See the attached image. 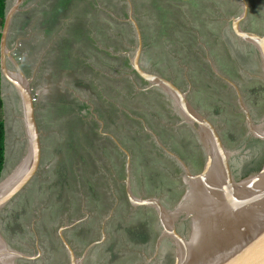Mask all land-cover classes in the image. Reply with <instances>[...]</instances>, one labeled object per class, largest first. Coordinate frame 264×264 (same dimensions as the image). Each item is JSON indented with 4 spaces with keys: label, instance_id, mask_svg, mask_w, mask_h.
I'll list each match as a JSON object with an SVG mask.
<instances>
[{
    "label": "rangeland",
    "instance_id": "374dc122",
    "mask_svg": "<svg viewBox=\"0 0 264 264\" xmlns=\"http://www.w3.org/2000/svg\"><path fill=\"white\" fill-rule=\"evenodd\" d=\"M14 2L0 0V35L2 16ZM95 2L91 0L98 5L97 14L102 18L103 33H98V39H95L96 56L92 55L94 50L90 45V62L97 63L98 67L102 65L103 72L110 75L108 79L103 76L101 83L105 81L114 85L123 95L129 92V88L132 94L136 93L135 109L144 112L137 115L129 111L132 117L129 119L132 125L127 128L129 140L118 141L122 148L129 150L128 181L125 179L124 153H118L120 161L115 160L112 156L116 151L109 149L110 141L98 134L97 126L91 131L90 122L76 129L78 121L69 119L67 110L57 113L50 98L32 96L33 112L40 130L38 170L19 192L0 206V239L8 248L29 256L36 254L37 246L39 254L29 260L14 258L9 262L71 264L59 237L61 233L74 251V264H169L173 247L167 232L160 233L157 210L150 205L128 202V190L133 198L157 197L172 212L179 230L191 238V246H187L188 264H210L219 257L211 248V243L217 242L208 239L211 243L202 246L201 240L207 235L214 237L210 234L213 228L209 226L214 225L215 217L218 220L222 216L224 208L216 204L213 223L205 211L198 216L199 206L196 207L197 202L190 199L193 195L188 187L191 181L175 157L182 160L190 174H196L204 164L207 145L196 124L186 120L184 112L162 89L154 86L145 95L139 93L138 90L146 88L148 82L130 68L129 57L137 46L132 20L141 34V50L137 56L139 66L171 80L185 92L187 101L211 121L226 150L219 151L221 164L226 157L230 176L239 178L257 169L264 161V147L252 135L246 119L256 123L264 115V65L258 48L237 36L232 26L235 23L243 30L264 33V0H245L248 13L237 22L232 18L241 14V0H195L192 4L185 0ZM40 8L39 0H28L24 5L19 3L6 33L11 49L16 42L20 43V48L33 46V59L29 58L30 52L23 70L26 79L31 77V67L32 70L41 67L40 60L49 50L46 48L48 33L38 31L37 17L33 14ZM101 8L102 13L99 11ZM24 11L27 12L24 16L18 14ZM20 18L23 27L19 30L16 21ZM163 19L169 21L163 33L157 36ZM25 25L28 28H24ZM89 38L87 35V40ZM61 41L57 40L49 53L52 62L67 56ZM21 51L24 52L23 49ZM7 68L14 71L10 61ZM129 77L136 82L135 91ZM34 83V80L29 81V86L37 90ZM99 88L102 89L101 84ZM111 91L109 95L120 94L112 88ZM103 98L104 94L90 99L95 104L106 106ZM78 99L90 103L89 108H82V113L90 118L88 110H93V103L89 98ZM56 100H66L70 104L72 98ZM123 109L127 108L120 104L118 108L113 107V112L117 115L119 111L120 119L127 121ZM76 113L71 114L74 117ZM0 119L4 123L0 132V141L5 146L3 177L26 152L28 138L21 99L2 74ZM115 119L112 128L124 133L122 122ZM65 124H71V127H65ZM75 133L78 137L90 133L92 139V142L80 139L79 143L73 140L72 147L76 148L79 158L65 144ZM192 188V191H197L196 187ZM191 216H195L193 224ZM228 218L226 213L222 216V226L226 225ZM126 227L134 231L144 229L147 236H140L141 239L138 235L139 242L135 236L132 240V235L125 232ZM94 241L98 242L90 245ZM204 247L208 253H203Z\"/></svg>",
    "mask_w": 264,
    "mask_h": 264
},
{
    "label": "water",
    "instance_id": "95a60500",
    "mask_svg": "<svg viewBox=\"0 0 264 264\" xmlns=\"http://www.w3.org/2000/svg\"><path fill=\"white\" fill-rule=\"evenodd\" d=\"M18 2L19 0H16L4 16L0 35V68L6 78L17 86L22 104L23 119L26 126L28 147L17 165L8 174L3 177L1 175L0 177V206L19 192L33 177L38 170L41 154L40 132L33 112L34 107L30 94V87L24 76H22L18 62L11 54V50H7L5 46L6 33L12 15L17 9ZM241 2L242 12L240 15L232 18L234 22L244 18L247 14V3L245 0H241ZM132 23L135 28L137 46L135 53L129 57L131 69L148 82L147 88L156 86L162 89L174 101V104L184 112L186 120L196 124L197 131L207 145L204 164L201 170L196 174H190L182 161L177 156L175 157L181 162L184 173L191 181H189L190 183L188 185L189 189H191L190 193L193 192L192 187L194 186L199 188L201 193H205L210 197H215L217 202L225 204L226 211L230 217L226 225L222 227V237L218 234L215 238H211L207 235L201 240V242H204L202 246L206 245L205 241H208V239L217 242L216 244L208 242L212 245V252L219 255V257L210 264H264V161L257 169L244 176L239 178L230 176L226 157L222 160V164L219 158V151L226 150L221 144L217 128L205 117V115L200 113L187 101L185 92L178 89L171 80L159 74L143 70L139 66L137 56L141 50V34L134 20H132ZM232 31L241 39L253 43L258 48L264 65V33L259 34L243 30L235 23L232 26ZM7 56H10L9 58L12 62H15L14 65L17 70L16 73H11L9 76L4 66ZM226 80L234 85V83L228 79ZM246 119L252 135L255 136L264 147V115L256 123L251 122L248 118ZM120 148L125 152L127 157V182L129 176V153L121 146ZM220 166L222 168V173L217 176L215 171ZM126 191L132 204L150 205L157 210L160 216L161 233L167 232V235L171 238L170 242L173 250L169 264H188L187 246H191V238H187L177 228L172 212L166 209L165 206H162L157 198H133L129 191ZM190 199L193 200V202L194 199L196 200L193 195ZM222 210L221 215L223 216L226 211L225 209ZM222 216L219 218H222ZM190 222L191 224L195 222V216L190 217ZM59 237L67 250L71 264H74L76 258L71 246L61 233ZM90 245L88 247H90ZM217 246L219 247L215 249L216 252L213 251ZM202 251H204L203 253H208L206 247H204ZM0 253V264H10L14 258H34V256H29L8 248L2 239H0Z\"/></svg>",
    "mask_w": 264,
    "mask_h": 264
},
{
    "label": "crops",
    "instance_id": "0c3cea01",
    "mask_svg": "<svg viewBox=\"0 0 264 264\" xmlns=\"http://www.w3.org/2000/svg\"><path fill=\"white\" fill-rule=\"evenodd\" d=\"M26 1L28 0H19L18 4L22 3V5H24L26 4ZM39 1H41L42 8H40V10L37 9L38 11H33V14L35 15V17H37L36 22L38 24V31H45L48 33L49 42L46 48H48L49 50L43 54L42 59L40 60L41 63L39 66L41 67H38L37 70L36 68L32 70L31 67V77L28 79L25 78L28 85L29 81L34 80V84H37L35 87L37 88V90H40L37 91L30 88L31 98L32 96L35 98L36 96L37 98H50L51 103H53L57 108V113H62L67 110L68 116L70 114L69 119L71 120H77V115H82L83 119L86 120V122L90 120H97V122L99 123L98 134L109 135L112 132L107 131L104 128L106 127L109 129H113L112 126H114V122L116 120L115 118L120 119V114H118L119 111H117V115H115L113 112V107L118 108L120 104H123L121 103V101H123L125 98H135L136 93L134 94L133 92L132 94L129 88V92L123 95L120 89L117 90L114 88V85L111 86L110 84L105 83V81L104 83H101V78L103 76L107 77L108 79L110 75L105 73V71L103 72L102 65L98 67L97 63L94 65L92 62H90V45L93 48L91 50H94L95 52H93L92 55L96 56L98 48L96 49L95 39H98V33H103L102 18L98 17L97 14L98 5L91 3V0ZM97 2L98 0H96L95 3ZM100 7L102 6H99V8ZM101 9L102 10H99L100 13H102L103 11V8ZM93 11L95 12L93 13ZM18 14L24 16L25 14H27V12L24 11ZM16 22H18V26L16 28L20 30V28L23 27V20L20 18L19 21ZM26 27L27 26L25 25L24 28ZM87 35L90 37L89 40H87ZM59 39H62L61 44L64 45V52L67 54V56H62L60 60L52 62L50 60L49 53L55 42H57V40ZM5 46L7 47V50H11L7 43L6 37ZM20 47L21 45L17 48V55L20 57L18 66L23 76L25 75L23 70L26 68L28 55L31 52V56H29V58L31 57V59H33L32 57L34 56V52L32 45L29 49L26 48V45H24L23 48ZM87 48H89V50ZM21 49H23L24 52H22ZM25 49L28 51L27 53ZM21 52L22 54L20 55ZM108 54L111 55L110 52H108ZM9 57L10 56H7L4 62L5 70L8 73H16L17 70L14 65L15 62H12ZM14 58L18 60L16 57ZM9 61L12 63L14 71H11L7 68V62ZM1 74L4 75L3 71L0 68V76ZM98 75L100 78L98 77ZM128 81L130 82V85L134 87L135 91L136 84L134 83V80L132 78L130 79L129 77ZM9 82L11 83L13 88L17 90V86L14 85L11 81ZM100 84L102 86L101 90L99 88ZM111 88L120 93L117 94L118 97L116 94L109 95V92H112ZM103 94V101H106V104L110 108L107 107V105L103 106L101 103L95 104L92 102L93 99H90L95 98L99 95L102 96ZM105 94H107L109 98L105 97ZM120 95L121 97L119 98ZM67 97L72 98L70 104L69 102H66L67 99L64 101L56 100V98L64 99ZM78 98H89L93 103V110H88L90 112V118L87 117L84 112L82 113V108H89L90 103L85 99H82L83 101L81 102ZM77 103L78 105H76ZM97 106L101 108V112H93L95 109H97ZM103 110H105L106 112H103ZM76 111L78 112L76 113ZM71 113L76 114L73 117ZM65 118H67V115H65ZM65 127L70 128L71 124H65ZM114 143H116L115 140Z\"/></svg>",
    "mask_w": 264,
    "mask_h": 264
},
{
    "label": "flooded vegetation",
    "instance_id": "af4514ba",
    "mask_svg": "<svg viewBox=\"0 0 264 264\" xmlns=\"http://www.w3.org/2000/svg\"><path fill=\"white\" fill-rule=\"evenodd\" d=\"M247 13H248V6H247ZM247 15V14H246ZM257 33V32H256ZM15 57V56H14ZM230 81V80H229ZM134 83L136 84V82L134 81ZM236 87H234V89H235ZM146 90V91H145ZM149 88H143L142 90H138V91H140V92H144V94H147L149 91ZM153 92V91H152ZM236 97H237V95H236ZM135 99L136 98H125L123 101H121V103H123V106H125L127 109H124L122 112H123V114L124 115H130L129 117L130 118H132L131 117V114L129 113V111H133L134 112V114H136L137 113V115H142V114H144V112L142 111V110H140V109H138L137 107V109H135ZM130 109V110H129ZM201 113V112H200ZM204 115V114H203ZM206 117V116H205ZM130 118H128V119H126L127 121H122L121 119H120V121L123 123H125L124 125H122V128L124 129V133H118V132H116L114 129H109V128H104L105 130H107V131H110V132H112V133H110L109 135H103L104 137H106L109 141H110V143H111V146L112 147H109V149H111L112 151H116L115 152V154L112 156L113 158H115V160H117V161H120V155L118 154V153H124V156H125V163H124V171H125V179H126V162H127V157H126V154H125V152L123 151V150H121V148H120V142H118V141H122V142H127L129 139L128 138H126L125 137V134H129V132H127L128 131V127H130L131 125H132V122L131 121H129V119ZM207 118V117H206ZM208 119V118H207ZM36 120V119H35ZM96 122H97V120H95ZM210 121V120H209ZM139 122V121H138ZM141 122V121H140ZM139 122V123H140ZM211 122V121H210ZM99 123L97 122V127L99 126L98 125ZM105 125V124H104ZM114 126H115V124H114ZM143 129H145L144 127H143ZM102 130H103V128H102ZM39 132H40V130H39ZM114 140H116V143H114ZM119 144V145H118ZM124 144V143H123ZM125 145V144H124ZM66 146H67V144H66ZM127 146V145H126ZM123 149H125L128 153H129V150H128V148L126 147V148H123ZM182 161V160H181ZM106 162H108V161H106ZM107 165V164H106ZM129 167H130V154H129ZM182 167V166H181ZM182 171H183V168H182ZM126 197H127V199H128V202H130V200H129V198H128V195H127V191H126ZM145 198H148V197H145ZM154 198H157V197H154ZM158 199V198H157ZM159 200V199H158ZM159 202H160V204L162 205V206H164L163 205V202H161L160 200H159ZM138 205V204H137ZM159 222H160V217H159ZM175 224H176V226H177V228L179 229V225L175 222ZM61 229V228H60ZM59 229V230H60ZM161 222H160V233H161ZM59 232V231H58ZM101 233L103 234L104 232L103 231H101ZM101 234V235H102ZM162 235H163V233H161ZM101 240V239H100ZM66 241H67V239H66ZM98 241H94V242H92L91 244L92 245H94V244H96ZM70 245V244H69ZM72 248V247H71ZM73 250V249H72ZM155 251L156 252H158V248H156L155 247ZM74 252V251H73ZM39 254V249H38V247L36 246V254L34 255V257H36L37 255ZM20 259H26V260H29V259H27V258H20ZM70 261V260H69Z\"/></svg>",
    "mask_w": 264,
    "mask_h": 264
},
{
    "label": "trees",
    "instance_id": "16d2710c",
    "mask_svg": "<svg viewBox=\"0 0 264 264\" xmlns=\"http://www.w3.org/2000/svg\"><path fill=\"white\" fill-rule=\"evenodd\" d=\"M185 1H187V2H189V3H195L194 1L195 0H185ZM135 7V6H134ZM255 7V6H254ZM175 13V12H174ZM177 15V14H176ZM164 16V15H163ZM4 16H2V18H3ZM165 17V16H164ZM163 17V18H164ZM176 19L178 20V18H177V16H176ZM165 19H163V23H160L159 24V26H160V31L159 32H157V36H159L160 34H162L163 33V30H164V26H165V24H166V22L167 21H169V20H166V21H164ZM139 93H143L144 94V92H139ZM145 95V94H144ZM97 109H95L97 112H101V108L100 107H96ZM103 112H106L105 110H103ZM130 115H125V117H126V119H128V118H130L129 117ZM77 121H78V123H76L75 124V128L77 129V128H80V127H82V125H84L83 123H85L86 125H89L90 124V122L92 123V126L91 127H89L90 129H91V131H92V129L94 128V126H96L97 125V122L95 121V120H90V121H88V122H86V120H84L83 119V116L82 115H77ZM125 123L123 122L122 123V125H124ZM80 125V126H79ZM76 126H78V127H76ZM83 128V127H82ZM3 129H4V123H3V121L0 119V132L1 131H3ZM66 129H68V128H66ZM76 129H75V131H76ZM72 131V130H71ZM77 133H75V135H76ZM79 134V133H78ZM69 136V138L67 139V141H66V143L65 144H67L68 146H66V147H69V150H71L73 153H75L76 154V157H78L79 158V155H78V153H77V151H76V148H73L72 146V144H73V140L75 139L78 143L81 141L80 139H83V140H89V141H91L92 142V139L90 138V133H85L82 137L80 136V137H78L77 135L76 136ZM125 137L127 138L128 137V135L127 134H125ZM108 140V139H107ZM109 141V140H108ZM5 146H4V143L3 142H1L0 141V177H1V175H2V172H3V168H4V163H5V151H4V148ZM73 153H71V155L73 154ZM76 159V158H75ZM80 159H81V157H80ZM125 232H127V233H129V235L131 236V239L132 240H134L135 239V237H137V240L136 241H138L139 242V237L141 236V237H146L147 236V233H146V231H144V229H140V230H133V228H131V227H126L125 228ZM138 235H139V237H138ZM135 236V237H134ZM140 237V238H141ZM142 239V238H141Z\"/></svg>",
    "mask_w": 264,
    "mask_h": 264
},
{
    "label": "bare ground",
    "instance_id": "6f19581e",
    "mask_svg": "<svg viewBox=\"0 0 264 264\" xmlns=\"http://www.w3.org/2000/svg\"><path fill=\"white\" fill-rule=\"evenodd\" d=\"M216 173H217V176H218V174H221L222 173V168H221V166L220 167H218L217 169H216V171H215ZM252 188V187H251ZM250 188V189H251ZM195 189H197V191L195 192V191H193V196H194V198H196V200H195V202H197V205H196V207H198L199 206V209H197V213H198V216H199V214H201V212H203V211H205L204 213H209V216H210V222H212V218H214L212 215H213V211H214V207L215 206H217V205H222V207L221 206H219V207H221V208H224L225 209V204L224 203H222V202H217V200H216V198L215 197H210V196H208V195H206L205 193H201V191H200V189L199 188H195ZM251 190H253V189H251ZM254 191H258V190H254ZM217 204V205H216ZM192 205V204H191ZM194 205V204H193ZM220 208V209H221ZM188 209V208H187ZM193 209H196V208H193ZM187 211H189V210H187ZM226 214H227V216L229 217V214H228V212H226ZM230 218V217H229ZM229 218H228V220H229ZM215 220H214V225L213 226H209V227H212L211 229H212V231H211V233L210 234H212L213 236H214V238L216 237V235L218 234V235H220L221 237H222V227H224V226H222V222H221V218H219L218 217V220H217V218L215 217L214 218ZM213 223V222H212ZM231 223H232V221H231ZM218 224V225H217ZM210 230V229H209ZM206 242V244H208V241H205ZM202 244H204V242H202ZM201 244V245H202ZM219 246H217L216 248H214L213 249V251H215L216 252V250L215 249H217Z\"/></svg>",
    "mask_w": 264,
    "mask_h": 264
},
{
    "label": "built area",
    "instance_id": "2783aa9c",
    "mask_svg": "<svg viewBox=\"0 0 264 264\" xmlns=\"http://www.w3.org/2000/svg\"><path fill=\"white\" fill-rule=\"evenodd\" d=\"M20 46L19 42H16V44L11 49V54L15 56L17 59H20V57L17 55V48Z\"/></svg>",
    "mask_w": 264,
    "mask_h": 264
}]
</instances>
